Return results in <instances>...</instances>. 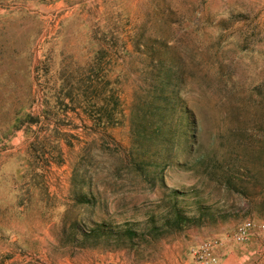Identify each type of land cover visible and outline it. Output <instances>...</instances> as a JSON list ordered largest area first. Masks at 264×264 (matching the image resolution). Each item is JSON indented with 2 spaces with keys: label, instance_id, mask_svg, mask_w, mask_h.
<instances>
[{
  "label": "rangeland",
  "instance_id": "rangeland-1",
  "mask_svg": "<svg viewBox=\"0 0 264 264\" xmlns=\"http://www.w3.org/2000/svg\"><path fill=\"white\" fill-rule=\"evenodd\" d=\"M262 223L264 0H0V264H264Z\"/></svg>",
  "mask_w": 264,
  "mask_h": 264
},
{
  "label": "built area",
  "instance_id": "built-area-1",
  "mask_svg": "<svg viewBox=\"0 0 264 264\" xmlns=\"http://www.w3.org/2000/svg\"><path fill=\"white\" fill-rule=\"evenodd\" d=\"M259 229L261 232V241L264 244V223L260 225ZM253 230V223L251 221H244L236 227L231 238L235 243H246L252 238ZM218 244L219 242H215L205 247V254L199 259L200 264H217V257L211 251V247H216Z\"/></svg>",
  "mask_w": 264,
  "mask_h": 264
},
{
  "label": "crops",
  "instance_id": "crops-1",
  "mask_svg": "<svg viewBox=\"0 0 264 264\" xmlns=\"http://www.w3.org/2000/svg\"><path fill=\"white\" fill-rule=\"evenodd\" d=\"M255 235L256 236H259V233L256 231L255 233H254V235H253V237L251 238V240L249 241V242H247L246 244V246H244L245 247V249H249V247L251 248V247H253L252 249H251V253H253L254 251H256L257 250V247H258V245H256L257 243H258V237L256 238L255 237ZM255 244V245H254ZM226 245V247H228V245H238L237 243H235L233 240H232V238H228V239H226L224 242H223V244H222V246H225ZM256 246V247H255ZM228 248H226V250H227Z\"/></svg>",
  "mask_w": 264,
  "mask_h": 264
}]
</instances>
